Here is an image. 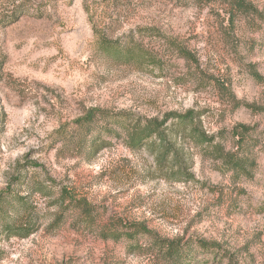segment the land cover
<instances>
[{
  "label": "rangeland",
  "instance_id": "374dc122",
  "mask_svg": "<svg viewBox=\"0 0 264 264\" xmlns=\"http://www.w3.org/2000/svg\"><path fill=\"white\" fill-rule=\"evenodd\" d=\"M91 110L106 115L80 127ZM170 114L193 123H164L168 156L156 138L128 147ZM164 243L180 264H264V0L0 4V264H169Z\"/></svg>",
  "mask_w": 264,
  "mask_h": 264
},
{
  "label": "trees",
  "instance_id": "16d2710c",
  "mask_svg": "<svg viewBox=\"0 0 264 264\" xmlns=\"http://www.w3.org/2000/svg\"><path fill=\"white\" fill-rule=\"evenodd\" d=\"M11 1V5H13L16 1L19 0H0V4H5ZM26 1V0H25ZM235 5L237 6H241L243 5L242 3H236ZM27 9V5L26 2L22 3L20 5H17L15 7H13V11H11V15L6 18L9 21H13L16 22L20 16L24 15ZM88 11V10H86ZM91 21V19H90ZM97 29V25L93 26V32L95 35H99L101 36L100 32L96 30ZM98 29H101L100 27ZM100 46H102L103 48L106 49H111L113 48L114 50H118L116 51L118 54H120L122 57H124V59H129L130 57H132V52L130 49H128L127 47H120L119 46V42L118 41H114L111 42L107 39L101 38L100 40ZM116 53V55H118ZM140 55L144 56L145 55L143 53H139ZM184 56L186 58H190V56L188 54L184 53ZM147 58V57H146ZM148 59V58H147ZM96 113H99V119H103L105 117L106 114H103L102 112H95L93 110H91L90 112H88L86 114V116L80 120H78L79 126L83 127H91L92 125H94L97 122V117L95 116ZM191 114H187L184 116H178V115H174V114H170V115H166L164 121H162L161 123L156 122L155 120H151L146 122V125H144L143 127H139L138 125H135L133 128L131 129H127L126 132V137H127V145L129 148L131 149H137L139 148L142 143L151 140L152 138H156L158 140L159 145H163V153H162V157L165 158L166 156L169 155V144L165 143L167 137L165 134V131L162 129L164 123L168 120V119H175L176 124L174 125L175 127H177L175 134L176 135H185L187 133V129H189V125H192L193 123V118H190ZM108 123V122H107ZM113 123H118L116 121H114ZM91 131V129L87 130L83 136H81L80 140H79V149L80 150L83 146H85V139L87 137V134H89ZM109 131V130H107ZM188 137H191L194 140H197L199 143L201 144H207L208 146L211 147L212 151L214 154H216V158L217 160H221L223 162V164L225 166H227L229 168L230 171H232L234 174L237 175H243L247 178H249L250 175V170H248V168H251L248 164V161L246 158H242V156H238L236 154H231V153H224V151L219 148L218 146H212L211 145V139H207L205 138L195 127H192L190 129V131L188 132ZM239 135V134H238ZM240 140H243V138H240ZM85 214L84 217L85 218H90L91 217V211H87L85 210ZM142 233L144 234H149L146 232V230H141ZM106 233V232H105ZM138 233V231L136 232ZM130 234H127V236H129ZM122 236V234H120V232H118L116 229L115 230H109L106 233L107 238L109 239H114L117 240ZM198 248L202 249L204 251H208V252H214L216 251L215 246L207 244L205 242H198ZM164 247L166 248V254L168 255V263L169 264H180L179 262L181 260L185 259V249L181 248L180 245L174 244V243H164ZM221 254V253H220ZM222 256V254H221Z\"/></svg>",
  "mask_w": 264,
  "mask_h": 264
}]
</instances>
